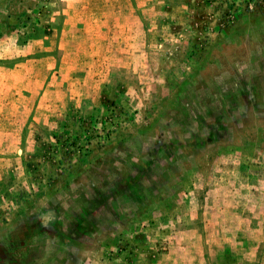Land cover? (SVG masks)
<instances>
[{"label":"rangeland","instance_id":"obj_1","mask_svg":"<svg viewBox=\"0 0 264 264\" xmlns=\"http://www.w3.org/2000/svg\"><path fill=\"white\" fill-rule=\"evenodd\" d=\"M0 264H264V0H0Z\"/></svg>","mask_w":264,"mask_h":264}]
</instances>
